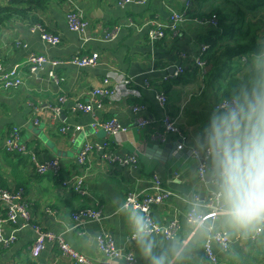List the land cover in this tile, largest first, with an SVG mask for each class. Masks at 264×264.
Listing matches in <instances>:
<instances>
[{
  "label": "crops",
  "instance_id": "crops-1",
  "mask_svg": "<svg viewBox=\"0 0 264 264\" xmlns=\"http://www.w3.org/2000/svg\"><path fill=\"white\" fill-rule=\"evenodd\" d=\"M73 1L72 7L81 11L89 22L85 35L69 30L66 16L70 4L67 1L55 0L46 11L34 13L50 32L61 36L62 42L58 46L45 44L39 34L32 31L30 19L14 17L0 27V59L7 68L22 66L30 53L61 60H69L75 55L89 56L93 52H98L101 57L95 68L46 67L35 75L25 69L21 87L0 90L2 187L16 190L18 185L27 183L32 226L62 235L72 248L96 264H129L125 258L129 254L134 257L133 264H151L133 239L129 215L134 210L125 209L124 201L130 191L151 192L154 178L158 177L172 195L166 202L153 206L152 217L160 224L176 219L180 225L174 239L150 236L154 253L166 254L165 264H210L205 257L204 245L212 235L219 233L230 238L227 251L213 243L222 263L264 264V223L238 229L220 212L214 220L208 218L198 226H191L187 220V213L193 208L205 216L210 214V209L197 202L196 196L206 201L211 192H217L212 160L203 183L198 174L199 163L190 153V148L208 147L207 133L212 118L223 112L217 105L224 100L226 84L218 80V71L212 63L202 76L193 59L205 41L216 37V27L191 20L180 24L176 32L167 30L160 41L153 43L147 35L148 22L169 24L172 11L194 13L199 8H209L211 2L201 6L198 0H153L142 6H122L119 0ZM188 1L191 3L187 8ZM5 5L7 3L0 0V6ZM258 20L264 28V13ZM107 34L113 38H108ZM260 37H264V29ZM18 40L26 47L17 46ZM219 44L222 48L217 57L222 54L227 41L224 39ZM184 53L188 56L185 59ZM235 55L232 58L234 67L239 61L245 66L240 77L244 72L264 68V53L249 57ZM177 66L183 67L184 73L174 79ZM52 74L57 76L58 83ZM106 79L110 80L115 94L105 101L101 116L96 111L88 114L73 112L76 102L91 103L92 92L103 87ZM146 82H150V87ZM160 92L168 99L166 105L156 98ZM62 95L67 101L62 105L59 118L50 117L51 106L57 105ZM34 107L42 109L38 124ZM135 107L142 110L136 112ZM166 115L176 118L183 139L164 132L161 121ZM139 118L147 119L148 125L138 126ZM96 119L99 122L116 119L122 130L120 136L108 135L102 128L94 129ZM63 126L69 131L62 133ZM14 127L22 130L23 139L40 161H59L60 176L52 173L37 175L31 161L23 164L18 156L7 153L4 142ZM88 142L107 143L106 152L120 158L134 156L137 166L125 167L119 160H106L97 150L82 159ZM167 145L173 148L169 150ZM74 174L86 176V196L63 188L64 179ZM88 207L103 212V227L114 238L117 250L124 257L109 261L102 256L97 240L101 229L98 223L74 228L72 214ZM48 210L53 213L49 214ZM5 217V207L0 203V234L16 236L11 246L0 244V264H74L51 243L38 257L33 256L30 251L36 240L33 227L23 226L21 222L3 224L1 220ZM258 228L263 229L259 235ZM173 246L177 252L171 251Z\"/></svg>",
  "mask_w": 264,
  "mask_h": 264
},
{
  "label": "built area",
  "instance_id": "built-area-1",
  "mask_svg": "<svg viewBox=\"0 0 264 264\" xmlns=\"http://www.w3.org/2000/svg\"><path fill=\"white\" fill-rule=\"evenodd\" d=\"M7 5L11 0H4ZM68 4H70V9L67 12V24L70 31L74 33H78L80 35H85L88 28L89 22L86 20L81 11L76 10L73 6V0H66ZM153 0H119V4L122 6H131V5H147L149 2ZM191 1H188L187 8L189 7ZM195 21L196 23H200L203 25H213L218 29V21L214 19H198L191 18L189 16V12L186 11H172L170 15V23L169 24H160L157 21H150L146 25L147 27V35L151 42H157L165 38L166 31L171 30L172 32H176L180 24H183L188 21ZM32 31L38 33L41 40L50 46H58L61 44V36L55 33L50 32L44 24H34L31 26ZM108 38H113L112 35L107 34ZM17 46H24L21 41L16 42ZM210 46L205 44L202 45L201 49L195 59V64L199 68V73L201 71L202 76H204L208 69L210 68L208 64V60L205 58ZM182 57L187 58V54L184 53ZM101 62V57L98 52H93L89 56H72L69 60H61V59H52L46 55H40L37 53H30L26 62L22 66L7 68L2 60L0 59V90H13L21 87L24 84V76L23 71L27 69V71L31 75H35L38 72L44 70L46 67L58 68L61 66L72 65L79 68H95ZM184 73V68L177 66L176 71L172 78L176 79L180 77ZM52 78L56 83L59 82L57 76L52 74ZM146 86L150 87V82H146ZM115 94V89L111 87L110 80L106 79L103 82V87L96 89L92 92V100L91 103L85 104L81 101H78L73 106V112H83L85 114L92 113L96 111L99 115L100 112L104 108V104L106 100H111L113 95ZM157 100L162 105H166L168 102L167 97L162 93L156 94ZM67 101L66 96L62 95L58 99V104L55 106H51L50 117H58L59 113L62 110V105ZM239 104V101L235 98L224 99L218 105L217 109L220 111L227 110L230 106H235ZM141 107H135L134 111H141ZM34 113L37 116L35 121L36 124L39 123L38 115H41L42 109L38 107H34ZM101 116V115H100ZM138 126L145 127L148 125L149 121L145 118H139ZM162 126L164 128L165 133H172L179 135L180 138L183 139V135L181 134L180 128L177 126V120L171 115H166L161 121ZM94 129L102 128L106 131L108 135H113L119 137L122 130L116 119H111L106 122H99L98 119L93 123L92 126ZM77 130H81V128H77ZM69 131L67 126H63L61 128V132L65 133ZM107 143L103 144H94L92 142H88L83 149L82 159L87 158L94 150H97L102 153L103 158L110 161L119 160L123 166L125 167H135L137 166V159L134 156H126L120 158L118 156H114L106 152ZM183 146V145H182ZM5 150L11 154H19L22 156H28L31 159V163L34 168V172L37 175H45L47 173H52L53 175L60 174V163L57 159L49 160V161H40L36 153L30 149L29 145L26 144L25 140L22 136V130L19 127L12 128L5 139L4 142ZM183 148V147H182ZM190 153L194 159H196L199 163L198 166V174L200 181L205 183L206 176L209 170V162L212 160L209 147L204 148H190ZM85 179L86 176H78L73 175L68 179L63 181L64 189H73L80 195L86 196L88 191L85 187ZM217 192H211L209 198L206 201L200 200L199 196H196L195 199L197 202L202 203L204 207L210 209V214L205 216L200 210L195 208L191 209L187 213V220L191 226L201 225L206 219L211 218L214 220L218 213L221 211V205L217 200ZM172 193L167 190L162 181L158 178H154V185L151 189V192L145 191H130L125 198L124 208L131 209L141 213L149 223L151 228V235H161L167 240L174 239L177 236L180 225L178 220L174 219L167 224H160L156 222L152 217V208L155 205H160L167 200L170 199ZM0 203L5 207V215L6 217L1 220V223H18L21 222L23 226H31L33 227L36 240L30 248L31 254L35 257H38L41 252L45 249V246L48 243L57 245L64 256L69 258L74 264H96L93 260L86 257L85 255L79 253L74 248H72L64 239L62 235L54 234L50 231L42 230L39 226H32V213L30 210V203L28 202L24 190H8L1 187L0 181ZM48 213H53L48 210ZM74 220L76 222L75 228L84 227L87 223H98L101 227L100 234L98 236V245L100 253L104 258L109 261H113L114 259H119L122 254L117 250L116 243L114 238L104 229V214L99 209H84L80 210L74 214ZM2 224V225H3ZM1 225V226H2ZM263 231L262 228H258L257 235H259ZM134 239V238H133ZM16 240L15 235H11L8 237H3L0 234V244L9 247ZM135 240V239H134ZM218 243L222 247L224 251H227L230 246V238L225 233H219L217 235H212L210 239L204 245V253L210 264H224L216 255L213 249V243ZM126 260L129 264H133L134 257L129 254L126 257Z\"/></svg>",
  "mask_w": 264,
  "mask_h": 264
},
{
  "label": "clouds",
  "instance_id": "clouds-1",
  "mask_svg": "<svg viewBox=\"0 0 264 264\" xmlns=\"http://www.w3.org/2000/svg\"><path fill=\"white\" fill-rule=\"evenodd\" d=\"M220 214L238 229L264 223V83H256L243 101L214 115L207 133ZM132 236L151 264H165L157 255L146 218L129 215ZM177 252L175 246L171 249Z\"/></svg>",
  "mask_w": 264,
  "mask_h": 264
},
{
  "label": "trees",
  "instance_id": "trees-1",
  "mask_svg": "<svg viewBox=\"0 0 264 264\" xmlns=\"http://www.w3.org/2000/svg\"><path fill=\"white\" fill-rule=\"evenodd\" d=\"M53 1L55 0H11L8 5L0 6V27L14 17L20 20L30 19L31 25L43 24L34 13L46 11ZM209 2H211L209 8L204 10L199 8L198 11L189 13V16L204 20L215 18L218 21L216 37L214 35L212 41H205L210 46L205 58L208 64L212 63L214 70L218 71V80H223L226 84L223 87V99L235 98L241 103L245 93L250 92L254 84L264 83V68L244 72L240 77L239 73H243L245 66L239 61L238 66L234 67L235 62L232 58L236 56L235 54L249 57L250 54L264 53V37H260L264 28L260 25L261 20L257 21L258 16L264 13V0H198L201 6ZM224 39L227 45L217 57L222 48L219 42ZM13 155L18 156L23 164L31 161L28 156ZM19 188L27 191V183L18 185L16 190Z\"/></svg>",
  "mask_w": 264,
  "mask_h": 264
},
{
  "label": "rangeland",
  "instance_id": "rangeland-1",
  "mask_svg": "<svg viewBox=\"0 0 264 264\" xmlns=\"http://www.w3.org/2000/svg\"><path fill=\"white\" fill-rule=\"evenodd\" d=\"M183 11V10H182ZM22 188H19L18 190H21ZM23 190V189H22ZM24 194H25V196H26V198H27V200H28V196H27V193H26V191H24ZM28 202H29V200H28ZM30 203V202H29ZM84 209H93V207H88V208H82V209H80V210H84ZM80 210H78V211H80ZM77 211V212H78ZM77 212H74L73 214H72V220H73V222H74V228H75V224H76V222H75V220H74V214L75 213H77Z\"/></svg>",
  "mask_w": 264,
  "mask_h": 264
},
{
  "label": "water",
  "instance_id": "water-1",
  "mask_svg": "<svg viewBox=\"0 0 264 264\" xmlns=\"http://www.w3.org/2000/svg\"><path fill=\"white\" fill-rule=\"evenodd\" d=\"M169 150H171L173 147H172V145H167L166 146Z\"/></svg>",
  "mask_w": 264,
  "mask_h": 264
}]
</instances>
